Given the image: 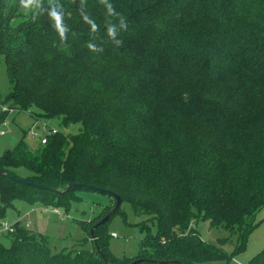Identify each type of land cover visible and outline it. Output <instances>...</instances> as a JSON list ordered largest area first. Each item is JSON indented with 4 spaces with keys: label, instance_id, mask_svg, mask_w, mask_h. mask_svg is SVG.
<instances>
[{
    "label": "trees",
    "instance_id": "trees-1",
    "mask_svg": "<svg viewBox=\"0 0 264 264\" xmlns=\"http://www.w3.org/2000/svg\"><path fill=\"white\" fill-rule=\"evenodd\" d=\"M0 56L11 84L1 104L81 125L33 149L26 131L0 154V170L45 186L0 174V217L16 200L70 213L92 190L68 188L78 183L157 224L143 223L141 254L120 257L108 223L121 206L94 237L112 207L80 220L82 246L59 251L18 221L0 264H212L226 251L195 218L245 246L264 205V0H0Z\"/></svg>",
    "mask_w": 264,
    "mask_h": 264
},
{
    "label": "rangeland",
    "instance_id": "rangeland-1",
    "mask_svg": "<svg viewBox=\"0 0 264 264\" xmlns=\"http://www.w3.org/2000/svg\"><path fill=\"white\" fill-rule=\"evenodd\" d=\"M10 89L7 66L3 57L0 56V96H5ZM5 105L8 106L9 103H5ZM2 106L3 104L0 103V114ZM30 109L33 113L19 110L8 112L5 119L6 125L0 123V154L6 149L16 146L26 131V142L32 149L36 148L41 141L40 137H35L29 133L34 126H38L36 129L40 135L46 132L47 126L71 134L80 131L81 125L79 123L65 127L61 119L42 116L40 109L35 106ZM35 114H37V118ZM2 129H6L7 133L2 135ZM27 173L29 172L25 170L20 172L23 176ZM80 193L83 200L74 202L70 213L60 209V214H53L52 207L16 200L14 205L6 210L5 216L0 217V243L10 246L12 242L10 232L5 230L4 223L15 225L20 221L28 228L48 235L54 251L81 247V239L85 232L80 220L91 219L103 208L113 207L115 200L110 195L98 191L83 190ZM144 222L151 225V232H156L157 224L153 223L148 215L136 213L129 202L124 201L122 203L120 210L108 223V229L112 233L111 249L117 256L133 257L141 254V241L146 233V230L142 229ZM193 225L199 229L204 240L214 243L226 251V254L214 260L212 264H259V261L256 263L254 259L259 257L264 249V205L257 211L256 225L248 234L245 246L240 250H237L241 243L239 235H232L224 227L213 226L210 220L199 218L194 219ZM88 247L92 246L89 244Z\"/></svg>",
    "mask_w": 264,
    "mask_h": 264
},
{
    "label": "water",
    "instance_id": "water-1",
    "mask_svg": "<svg viewBox=\"0 0 264 264\" xmlns=\"http://www.w3.org/2000/svg\"><path fill=\"white\" fill-rule=\"evenodd\" d=\"M0 174L5 176V177H9V178H12L14 179L16 182L20 183V184H23V185H32V186H35V187H39V188H43L45 187L44 185H41V184H38V183H34V182H31L27 179H22V178H17V177H14L13 175H10L9 173L3 171V170H0ZM75 186H81L83 188H87V189H92L94 191H98V192H102V193H106L110 196H112L114 199H115V204L114 206L112 207V209L98 222L96 223L92 228H91V234L92 236L94 237V230L96 227L100 226V225H103L105 224L110 218L111 216L119 209V207L121 206V203H122V198L121 196L116 193L115 191H112L110 189H107V188H101V187H98V186H95V185H90V184H78V183H71L69 184V187L68 188H71V187H75ZM142 259H138L137 261L133 262L132 264H135L136 262H141Z\"/></svg>",
    "mask_w": 264,
    "mask_h": 264
},
{
    "label": "built area",
    "instance_id": "built-area-1",
    "mask_svg": "<svg viewBox=\"0 0 264 264\" xmlns=\"http://www.w3.org/2000/svg\"><path fill=\"white\" fill-rule=\"evenodd\" d=\"M3 108H2V110L4 111V112H12L13 110H16V109H13V108H10L9 106H7V105H3L2 106ZM6 121H4L3 123L6 125V123H5ZM3 124V125H4ZM36 127H38V126H34L32 129H30V131H29V133L31 134V135H34L35 137H40V141L42 142V143H46L47 142V140H48V138H49V135L50 134H55L56 132H57V129L56 128H50V129H47L46 128V132H44L43 134H41L40 135V133H39V131L36 129ZM7 133V130L6 129H2L1 130V134L2 135H4V134H6ZM54 214H60L61 213V211H60V209L59 208H53V211H52ZM4 228H5V230H8L9 232L11 231H14V226L13 225H8L7 223H4ZM115 235V234H114Z\"/></svg>",
    "mask_w": 264,
    "mask_h": 264
},
{
    "label": "clouds",
    "instance_id": "clouds-1",
    "mask_svg": "<svg viewBox=\"0 0 264 264\" xmlns=\"http://www.w3.org/2000/svg\"><path fill=\"white\" fill-rule=\"evenodd\" d=\"M36 2H37V0H19L20 5L25 9L31 7ZM50 15L56 21V27L61 32V35H62L63 34V28L61 26V17L58 16L55 12L50 13Z\"/></svg>",
    "mask_w": 264,
    "mask_h": 264
},
{
    "label": "crops",
    "instance_id": "crops-1",
    "mask_svg": "<svg viewBox=\"0 0 264 264\" xmlns=\"http://www.w3.org/2000/svg\"><path fill=\"white\" fill-rule=\"evenodd\" d=\"M53 213V212H52ZM54 214V213H53Z\"/></svg>",
    "mask_w": 264,
    "mask_h": 264
}]
</instances>
